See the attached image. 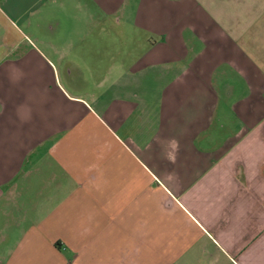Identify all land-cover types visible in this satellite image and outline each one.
Wrapping results in <instances>:
<instances>
[{"label":"crops","instance_id":"1","mask_svg":"<svg viewBox=\"0 0 264 264\" xmlns=\"http://www.w3.org/2000/svg\"><path fill=\"white\" fill-rule=\"evenodd\" d=\"M0 203L2 264H264V0H0Z\"/></svg>","mask_w":264,"mask_h":264},{"label":"rangeland","instance_id":"2","mask_svg":"<svg viewBox=\"0 0 264 264\" xmlns=\"http://www.w3.org/2000/svg\"><path fill=\"white\" fill-rule=\"evenodd\" d=\"M68 24H70L67 20H66V24H65V26H67ZM94 24L95 23H93V21L92 20H90V22L89 23H87L86 25H84V27H87V28H93V29H98V25H96V26H94ZM71 26V25H70ZM79 27L81 26V25H78ZM32 38H31V40H32V42L35 44V45H37V46H40V43L36 40V38H37V34H35V33H28ZM46 37H48V36H46ZM25 42H26V40H25ZM124 47H128V44L127 43H125V45H124ZM6 210H9V208H7ZM3 211H5V210H3L2 209V205H1V203H0V212H3ZM9 213H11V211H9ZM1 218H3V215L2 214H0V226H3V224H4V220L3 219H1ZM11 228H12V225L11 226H9V230L8 231H6V232H4V233H6L9 237H11L12 236V232H11ZM12 241V240H11ZM9 241L8 240H5V241H3L2 240V238H0V264H2V262H3V259L2 258H5V256L4 255H2L4 252H3V250L6 248V244L8 243Z\"/></svg>","mask_w":264,"mask_h":264},{"label":"clouds","instance_id":"3","mask_svg":"<svg viewBox=\"0 0 264 264\" xmlns=\"http://www.w3.org/2000/svg\"><path fill=\"white\" fill-rule=\"evenodd\" d=\"M168 146L170 148V151L166 153L165 158L168 159L170 162L175 163L176 157L180 150L179 142L175 139H172L169 141Z\"/></svg>","mask_w":264,"mask_h":264}]
</instances>
